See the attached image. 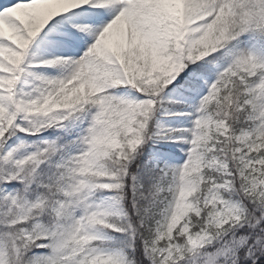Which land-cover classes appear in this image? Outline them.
Here are the masks:
<instances>
[{
    "label": "snow or ice",
    "instance_id": "1",
    "mask_svg": "<svg viewBox=\"0 0 264 264\" xmlns=\"http://www.w3.org/2000/svg\"><path fill=\"white\" fill-rule=\"evenodd\" d=\"M0 264H264V0H0Z\"/></svg>",
    "mask_w": 264,
    "mask_h": 264
}]
</instances>
